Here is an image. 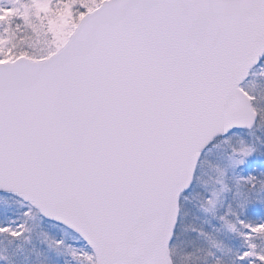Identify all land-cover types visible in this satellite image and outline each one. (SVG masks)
Listing matches in <instances>:
<instances>
[{"label":"snow or ice","instance_id":"obj_1","mask_svg":"<svg viewBox=\"0 0 264 264\" xmlns=\"http://www.w3.org/2000/svg\"><path fill=\"white\" fill-rule=\"evenodd\" d=\"M0 264H264V0H0Z\"/></svg>","mask_w":264,"mask_h":264}]
</instances>
